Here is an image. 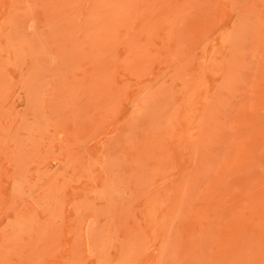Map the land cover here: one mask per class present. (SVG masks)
<instances>
[{
	"label": "rangeland",
	"instance_id": "rangeland-1",
	"mask_svg": "<svg viewBox=\"0 0 264 264\" xmlns=\"http://www.w3.org/2000/svg\"><path fill=\"white\" fill-rule=\"evenodd\" d=\"M0 264H264V0H0Z\"/></svg>",
	"mask_w": 264,
	"mask_h": 264
}]
</instances>
